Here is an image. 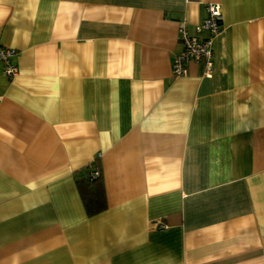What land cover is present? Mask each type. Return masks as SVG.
<instances>
[{"label": "crops", "instance_id": "0c3cea01", "mask_svg": "<svg viewBox=\"0 0 264 264\" xmlns=\"http://www.w3.org/2000/svg\"><path fill=\"white\" fill-rule=\"evenodd\" d=\"M207 2L212 71L174 76ZM0 45V264H264V0H0Z\"/></svg>", "mask_w": 264, "mask_h": 264}, {"label": "built area", "instance_id": "2783aa9c", "mask_svg": "<svg viewBox=\"0 0 264 264\" xmlns=\"http://www.w3.org/2000/svg\"><path fill=\"white\" fill-rule=\"evenodd\" d=\"M205 10L206 15L200 22L192 26V30L188 28L185 20H181L178 23L177 39L180 50L175 54L171 63V70L174 76L187 74L190 61L200 62L204 75H209L212 71V39L221 29L223 15L220 5L216 2H207ZM16 54L17 50L15 48L0 45L2 73L8 79L18 72V66L13 61V57ZM97 174V171L92 173L93 176ZM157 226H162V224L158 223Z\"/></svg>", "mask_w": 264, "mask_h": 264}, {"label": "trees", "instance_id": "16d2710c", "mask_svg": "<svg viewBox=\"0 0 264 264\" xmlns=\"http://www.w3.org/2000/svg\"><path fill=\"white\" fill-rule=\"evenodd\" d=\"M98 174L93 176L92 173ZM76 187L88 216L106 209L104 184L98 158L75 173Z\"/></svg>", "mask_w": 264, "mask_h": 264}]
</instances>
